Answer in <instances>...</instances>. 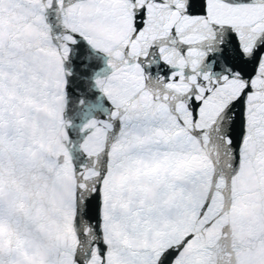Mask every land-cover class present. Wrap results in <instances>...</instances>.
<instances>
[{"label": "snow or ice", "instance_id": "1", "mask_svg": "<svg viewBox=\"0 0 264 264\" xmlns=\"http://www.w3.org/2000/svg\"><path fill=\"white\" fill-rule=\"evenodd\" d=\"M0 264H264V0H0Z\"/></svg>", "mask_w": 264, "mask_h": 264}]
</instances>
